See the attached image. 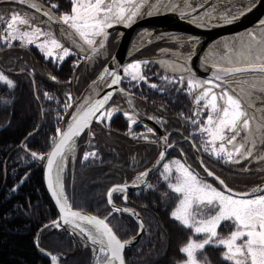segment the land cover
I'll use <instances>...</instances> for the list:
<instances>
[{"label":"snow or ice","instance_id":"6c2138e0","mask_svg":"<svg viewBox=\"0 0 264 264\" xmlns=\"http://www.w3.org/2000/svg\"><path fill=\"white\" fill-rule=\"evenodd\" d=\"M18 3H27L36 13L43 10V5L37 0H18ZM70 3L71 7L67 12H60L59 5L52 3L43 10V16L47 20L40 23L36 22L38 18L35 14L13 11L10 19L5 22L0 41L8 48L16 41L22 47L35 45L45 57L55 56L62 62L76 53L57 37L59 29L61 36L70 37L79 52L91 59L105 47L110 35L109 29L114 25L131 26L142 15L150 16L161 10L178 11L181 18H188L198 27H206L213 21L231 24L244 13L243 9L238 12H220L212 8L203 15H195V0H70ZM254 3L255 0H252V4L247 6L248 11H251ZM171 39L181 49L187 48L188 51L186 54L181 52L182 63L172 61L164 65V71L171 74L160 78L167 84L178 85L177 91L184 89L192 98L193 115L185 119L194 129L192 135L198 134L200 137V146L197 148L193 142V147L198 153H207L209 157L227 165H240L244 161L264 165V19L259 21L257 29L246 32L237 40L217 45L216 49L210 51L211 59L203 58L202 63L210 64L213 70L212 77L208 79L199 78L188 67L195 54L198 39ZM148 63L147 60H137L127 64L123 67V76L120 72L105 68L99 79L109 88L121 85L124 77H128L130 81L147 83L142 66ZM50 79L56 81L57 77L51 76ZM0 82L10 89L16 88L15 82L2 70ZM149 87L157 89L158 85L152 83ZM119 91L125 94L131 107L130 112H123L129 121V134L134 139L155 143L148 134L155 137L156 133L147 125L145 127L148 134L132 132L131 126L137 124L140 114L135 110L131 94L126 93L123 87ZM43 95L49 101L56 99L48 92ZM112 95L109 92L102 98H97V92L74 101L71 93H65L64 108L60 111L70 114V121H66L64 127L55 129L56 134L49 145L51 150L37 153L29 150L27 144L22 145L32 159L46 161L47 187L58 208V218L52 220L50 225H44V228L63 230L78 238L84 247L91 246L96 257L95 264H127L125 249L133 241L122 240L110 226L109 217L113 212H127L136 216L139 224L137 234L144 231V222L138 213L133 209L118 208L113 202L114 193L122 194L124 201H127L129 186L126 183L109 189L107 203L112 208L109 216L104 218L75 210L65 189L63 173L69 155L75 154L78 138L85 131L92 137L94 121L109 126L113 115L121 111L118 106L109 105ZM36 99H40L39 95ZM56 103L59 104L60 101L56 99ZM61 119L62 116L58 115L57 120ZM148 119L159 120L162 125L166 123L155 116H149ZM170 136L171 133H167L158 137L163 142L164 150L159 153L156 166L160 167L162 164L160 176L177 197L178 203L170 212L171 219L193 234L180 246L179 251L185 258L178 264H207L204 256L206 246L222 249V259L226 264H264V187L237 191L225 179L209 170L203 159H199V164L204 175L192 169L186 163V158L184 161L174 159L165 162L168 149L176 147L169 139ZM184 139L188 140L189 137ZM97 157L96 151H87L82 159L89 161L90 158ZM250 170L248 167L242 169L245 172ZM260 170L264 171V168ZM150 171L152 170L140 172L133 186L153 189L154 186L147 180ZM209 177L213 178L212 182H209ZM23 182L24 179L20 183ZM19 187L20 185H16L12 191H17ZM164 195L167 196V192ZM223 231H227V235H221ZM34 243L49 257L50 264H66L62 254L45 252L40 248L39 241Z\"/></svg>","mask_w":264,"mask_h":264},{"label":"trees","instance_id":"16d2710c","mask_svg":"<svg viewBox=\"0 0 264 264\" xmlns=\"http://www.w3.org/2000/svg\"><path fill=\"white\" fill-rule=\"evenodd\" d=\"M60 6L67 8L69 3L63 2ZM5 22V19L0 22V34L4 31ZM14 46L16 44L8 48L0 41L2 67L25 70V73L17 75L5 72L15 82V89L0 82V264H50L49 257L37 248L34 241L39 230L53 220L57 212L44 187L42 165L32 159L22 145L27 144L29 150L37 153L48 151L60 122L57 116L63 115L60 111L65 101L63 89L73 85L71 78L79 72L84 79L82 85H85L88 71H82V65L77 64L79 60L73 56L65 58L56 68L35 47L15 49ZM30 74L36 81L39 100L36 99ZM51 76L57 77V80H51ZM58 80L64 84L62 92L57 90ZM44 92L60 103L57 104L56 99L47 100ZM17 106L20 107L18 114L15 113ZM25 109L29 112L25 113ZM42 121V127L36 132ZM92 133L94 135L87 146L83 145L76 165L68 173V193L73 207L105 217L109 213L106 190L143 168L138 161L143 151L129 147L128 144L133 141L127 138V133H109L103 124L93 128ZM182 149L190 156L185 146ZM87 151H96L98 157L83 161L82 153ZM162 170L161 167L150 181L153 189L144 188L131 193V203L140 209L145 208L140 213L146 228L140 241L126 251L127 264H145L153 257L152 264H178L184 257L179 251L180 246L193 235L170 217L178 201L162 180ZM22 179L24 182L21 184ZM16 185L20 187L13 192ZM152 205L155 207L152 208ZM111 224L123 239L134 236L138 230V224L128 215L113 216ZM39 245L52 254H62L66 264H93L90 248L79 245L74 248L66 234L44 231Z\"/></svg>","mask_w":264,"mask_h":264},{"label":"flooded vegetation","instance_id":"af4514ba","mask_svg":"<svg viewBox=\"0 0 264 264\" xmlns=\"http://www.w3.org/2000/svg\"><path fill=\"white\" fill-rule=\"evenodd\" d=\"M37 1L47 6L50 3H52L50 2V0H37ZM197 1L198 0H195V4H194L196 8V12L194 13L195 15H203L205 12H208L212 8H216L220 12H227V11L238 12L241 9L245 10L248 5L252 4V0H202L201 3H198ZM256 1L257 0H255V2ZM63 2L70 3V0H56V3H58L59 5ZM165 11L167 10H161L158 13H162ZM145 16L147 15H142L139 18ZM262 19H264V16L261 18V20ZM255 28L256 27H250L236 34L225 35L218 38L206 48V50L202 55V58L209 57L211 59L210 51L213 50L214 48H210V47L212 46L213 43L215 44L218 41L231 38L232 36L238 35L240 33H244L248 30ZM120 34H121L120 31L117 30H115L111 34L108 40L107 47L105 48L106 59L102 61L104 64L109 61L113 52L115 51L119 43ZM171 37H181L183 39H187L189 37L196 38V36L172 35L166 38L159 37L155 40L149 41L150 32H146L140 37L137 43L135 54L131 58H129L124 65L126 66L127 64L135 62L137 60L149 61L147 65L142 66L143 75L147 77V83L143 81H139V82L130 81L128 77H124L122 81V87L125 89L127 93L131 94V99L133 104L135 105L136 110L143 117V118H138L137 124L131 126L132 132L136 134H141V133L148 134L145 127V125H147V127L153 128L156 133L155 137L151 136V134H148L151 140L156 141L155 143H151L143 139H136L138 140L136 141L132 137V135H130L128 138L130 140H134L133 143L128 144L129 147H137L138 149H141L143 151L141 153L142 157L139 159V162L142 165H148V164L150 165L152 163V160H154L153 158H155L158 155L159 150L161 149V142L158 139L159 132L156 125H159L161 127V130L164 134L171 133L169 139L174 144H176L177 147L185 146L188 149L191 164H196L197 162H199L200 159L198 152L194 149L193 144L191 142V140L193 141L191 136L192 133L194 132V129L185 119L193 115L194 104L192 98L186 93L184 89H180L179 91H177L178 85L173 86L167 84V82L163 81L160 78L165 74H169V75L171 74V73H166L164 71V65H167V63L165 61H162L163 58L167 59L168 61L173 60L182 63L183 60L181 57V52L186 54L188 51L187 48L181 49L179 45L174 40L171 39ZM94 67L95 69L93 71L92 78H95L98 72L100 71V69L102 68V67L97 68L96 66ZM188 67L190 68V62L188 64ZM198 77L203 79H208L200 76ZM152 83L157 84L158 88L157 89L150 88L149 85ZM62 85H63L62 82H57V90H61L63 88ZM97 86L100 87V85H96L95 88H97ZM95 88L93 89V92L90 94L92 95L96 94L97 90L95 91ZM109 105L118 106L121 109V111L115 113L110 122V125L106 126L108 132L129 133V121L123 115V112L131 111V107L127 98L121 93H116L113 99L111 100V102L109 103ZM206 115L207 113H205V116ZM149 116L159 117L163 119L166 123L162 125L159 120L148 119ZM176 120H179V124H176ZM184 137H189V139L185 140ZM203 160L205 164L207 163L217 166L226 165L222 161H216L215 159L209 157L207 153L203 154ZM247 165L249 166V169H251L247 174L218 173V175L222 179H225L226 183H230L229 186L231 187H234V185L237 184H241V186L245 185L243 186L245 187L244 189L242 190L238 189V191L251 190L254 187L260 186L262 183H264V171L260 170L261 168L264 167V165H260L255 161H251V163L249 161H244L242 162V164L237 166H247ZM122 182H128V180H123ZM116 204L122 205V203L117 201ZM141 208L143 211L145 210L144 207ZM221 227L223 228V225ZM221 235H227V231L221 232ZM204 256L207 258V264H226V262L223 261L222 259V249L210 248L209 246H206L204 250Z\"/></svg>","mask_w":264,"mask_h":264},{"label":"water","instance_id":"95a60500","mask_svg":"<svg viewBox=\"0 0 264 264\" xmlns=\"http://www.w3.org/2000/svg\"><path fill=\"white\" fill-rule=\"evenodd\" d=\"M5 2H14V1L13 0H0V4L5 3ZM28 7H29V5H28ZM40 13H43V12L41 11ZM263 14H264V0H259V2H257L254 6H252L251 11L246 10L243 13V15H241L235 22H233L231 24H225L222 21H220L218 23H211L206 27H198L196 24L187 21L185 18H181L178 11L177 12L171 11V12H168V13H165L162 15L144 18V19L134 23L129 28H125L122 26H115L112 29H109L108 31L111 33L115 28H121L122 30H124L125 33L123 34L120 45H119L112 61L106 66V68H108L110 71L120 72L122 75L123 64H124L126 58L128 57V55L130 53V46H131L132 41L134 40V38L138 34V32H140L143 28H146V29H152L154 35H159V34L167 35V34H172V33H184V34L196 33V34H198L200 36L201 41L199 42L198 46L195 48L197 55L192 60L193 68L197 74H200L202 76L212 77V71L213 70L211 69V67L209 65L202 63V60L200 58V54L203 51V49L207 46V44L210 43L212 40H214L215 38H217L220 35L232 33V32H237V31H240V30L247 28L251 25H257V23H256L257 20ZM105 45H106V43H105ZM102 73H103V71H102ZM92 84L93 83L89 84V86H87L85 88L81 97L84 95V93L88 90V88ZM119 88H120V85L119 86H113L111 88H109L107 86L101 91V93L99 94V96L97 98H102L103 95H105L109 92L113 93V95H114V93L117 90H119ZM113 95H112V97H113ZM161 136H162V134H161ZM79 138H78V140H79ZM78 140H77V143H78ZM170 149L171 148L168 149V153H169ZM50 150L51 149H49V151ZM163 150H164V148H162L161 151H163ZM157 160H158V158L155 160V162L148 169H146V170H149V169L152 170L149 172V176H148L147 180L150 178L152 172L157 168V166H156ZM42 170H43V183H44L45 189H46L49 197L51 198L55 208L58 211V208L55 205V200L52 197L51 192L49 191V189L47 187L46 161L43 164ZM128 186L129 187L127 189V192L139 188V187H134L133 185H128ZM84 213H86V212H84ZM86 214H89V213H86ZM89 215H92V214H89ZM140 219H141V217H140ZM50 223H48L47 225H50ZM144 228H145V225H144ZM42 229H44V227ZM52 230L58 231L57 229H54V228ZM143 232L140 233L139 235L137 234L134 238L131 239L133 241L131 243V246H133L140 239ZM71 237L74 240V236L71 235ZM37 240H38V236H36V238H35V241H37ZM130 247H126V249L130 248Z\"/></svg>","mask_w":264,"mask_h":264},{"label":"rangeland","instance_id":"374dc122","mask_svg":"<svg viewBox=\"0 0 264 264\" xmlns=\"http://www.w3.org/2000/svg\"><path fill=\"white\" fill-rule=\"evenodd\" d=\"M37 2L40 3L39 1H37ZM153 2H154V0H153ZM40 4H41V3H40ZM45 7H46V6H43V10H46V9H47V8H45ZM70 7H71V5H70ZM70 7H69L66 11H69V10H70ZM48 8H49V7H48ZM13 11L20 12L21 14H24V13H27V14H29V15H31V14H35L36 17L38 18L37 21H36L37 23H40L41 21H45V20H46L45 18H43V17L40 16L39 14L34 13V12L28 10V9H25V8H22V7H18V6H13V5H5V4L0 6V17H3V19H5V21H8V20L10 19L11 14L13 13ZM1 21H2V19H0V22H1ZM255 29H257V28H255ZM45 30H47V29L45 28ZM251 30H254V29H251ZM251 30H248V31H251ZM248 31H246V32H248ZM246 32H244V33H240V34H238V35L232 36L231 38L224 39V40H222V41H218V42H216V44H213V45L211 46V48L216 49L217 45H222L223 42H225V41H233V40H237L239 37L244 36V34H245ZM56 34H57V37L61 39V42L65 44L66 47H70V48H72V49L75 47V46L72 44V42H71V38H70V37H68L67 35H63V36H61V33H60L59 29H57V33H56ZM75 48H76V47H75ZM76 50H78V49L76 48ZM83 55H84V54H83ZM55 58H56V57H55ZM105 59H106V52H103V53H101V54L95 56V57L92 59V61L88 62L89 65L91 64V66L89 67V69L94 68L92 65L96 66V65L100 64L102 61H104ZM162 61H165L167 64H169V63L172 62L173 60H169V61H168L167 59L163 58ZM176 62H177V61H176ZM178 63H179V62H178ZM96 90H97V89H96ZM96 90H95V91H96ZM74 106H75V104H74ZM19 108H20V107L17 106V110H16L15 113L18 114V112H19V110H20ZM24 111H25V113H28V112H29V109H25ZM69 117H70V116H69ZM69 117H68L67 120H69ZM246 167L249 168L248 165H247ZM243 168H245V167H243ZM263 168H264V167H263ZM209 182H210V181H209ZM243 186H245V185H242V186H241V184H237V185H234V188H235V189L242 190V189L245 188V187H243ZM154 207H155V205H152V208H154ZM153 260H154V257L151 258V260H148V262H146L145 264H152Z\"/></svg>","mask_w":264,"mask_h":264}]
</instances>
